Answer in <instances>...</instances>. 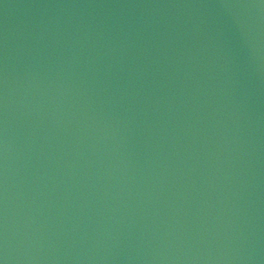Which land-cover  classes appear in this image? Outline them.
<instances>
[{
	"label": "water",
	"instance_id": "1",
	"mask_svg": "<svg viewBox=\"0 0 264 264\" xmlns=\"http://www.w3.org/2000/svg\"><path fill=\"white\" fill-rule=\"evenodd\" d=\"M4 264H264V0H0Z\"/></svg>",
	"mask_w": 264,
	"mask_h": 264
},
{
	"label": "snow or ice",
	"instance_id": "2",
	"mask_svg": "<svg viewBox=\"0 0 264 264\" xmlns=\"http://www.w3.org/2000/svg\"><path fill=\"white\" fill-rule=\"evenodd\" d=\"M0 264H4V261H3V259H0Z\"/></svg>",
	"mask_w": 264,
	"mask_h": 264
}]
</instances>
